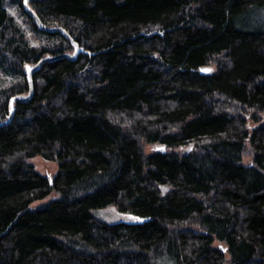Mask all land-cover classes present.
I'll return each instance as SVG.
<instances>
[{"label":"trees","instance_id":"obj_1","mask_svg":"<svg viewBox=\"0 0 264 264\" xmlns=\"http://www.w3.org/2000/svg\"><path fill=\"white\" fill-rule=\"evenodd\" d=\"M24 1L0 0V264H264V0Z\"/></svg>","mask_w":264,"mask_h":264},{"label":"rangeland","instance_id":"obj_2","mask_svg":"<svg viewBox=\"0 0 264 264\" xmlns=\"http://www.w3.org/2000/svg\"><path fill=\"white\" fill-rule=\"evenodd\" d=\"M16 15L18 17H22L20 13H16ZM22 23H23V27H25V29L27 30V33L29 34V36L31 37V39H33L34 37L31 34L30 28L29 26L26 24V22L24 21V19L22 18ZM262 121L264 122V113L262 114ZM259 123H256L250 119H248V128L249 130H252L254 127L258 126ZM250 145L249 139L247 140V146ZM187 149H182L181 152L186 151ZM253 155L250 152V154L246 155L243 163L244 164H250L253 161ZM32 162L34 163V165L36 166L37 170L39 172H41L42 174L45 175H56L59 171V164L57 161L54 160H48L45 159L41 156H37L35 158H33ZM58 195L56 193V191H53L49 196L37 200L34 203H32L31 205V209H38V208H42L44 206H46L51 200H53L54 198H56ZM93 214L103 220V221H107V222H118V221H123V220H133L134 217L126 212H121L119 211L116 207L114 206H109V207H105V208H97V209H93L92 210ZM159 264H175L173 261H170L168 259H165L161 261V263Z\"/></svg>","mask_w":264,"mask_h":264},{"label":"water","instance_id":"obj_3","mask_svg":"<svg viewBox=\"0 0 264 264\" xmlns=\"http://www.w3.org/2000/svg\"><path fill=\"white\" fill-rule=\"evenodd\" d=\"M30 0H25L24 1V3H25V6L26 7H28L27 5H28V2H29ZM31 13L34 15V13L31 11ZM35 18H36V20H37V22L39 23V25H40V27L43 29V30H46V31H52V32H55V31H62V32H64L66 35H68V33L63 29V28H49V27H47V26H45L44 24H42L41 23V21L38 19V17L37 16H35ZM75 45H76V50H75V53H74V55L72 56L73 58H75L77 55H78V52H79V47H78V45L75 43ZM66 56H70L69 54H66ZM54 57H52V56H48V57H45L44 59H42L41 61H39L29 72H28V80H29V82H30V85H31V91H30V95L32 94V92H33V84H32V75H33V73L44 63V62H46V61H49V60H51V59H53ZM15 99L16 98H13L12 100H11V104H10V118L7 120V121H4V122H2V123H0V128L2 127V126H4L5 124H8L11 120H12V117H13V103H14V101H15ZM163 149H165L164 147H163Z\"/></svg>","mask_w":264,"mask_h":264},{"label":"bare ground","instance_id":"obj_4","mask_svg":"<svg viewBox=\"0 0 264 264\" xmlns=\"http://www.w3.org/2000/svg\"><path fill=\"white\" fill-rule=\"evenodd\" d=\"M57 28H59V27H57Z\"/></svg>","mask_w":264,"mask_h":264}]
</instances>
